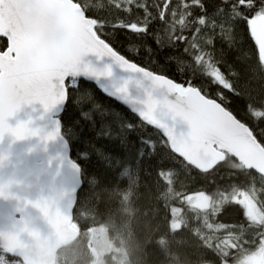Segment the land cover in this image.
<instances>
[{
    "label": "trees",
    "instance_id": "16d2710c",
    "mask_svg": "<svg viewBox=\"0 0 264 264\" xmlns=\"http://www.w3.org/2000/svg\"><path fill=\"white\" fill-rule=\"evenodd\" d=\"M214 6L215 0H208L210 11ZM234 27V43L217 37L214 54L225 73H239L234 89L237 95L209 86L199 75L193 77L183 45L160 46L151 34L133 35L107 26L102 38L116 53L154 74L201 87L209 98L250 127L264 145V124L253 123L245 112L249 100L264 103V71L257 63L256 45L246 23L242 20ZM6 44L0 38V50ZM245 82L247 88L243 87ZM59 121L70 157L79 167L81 187L72 211L79 236L58 251L56 264H87L84 242L88 233L98 228L105 229L115 247L124 249L127 264H245L258 252V234L264 231V224L234 228L246 223L241 208L235 204L224 208L225 201L215 196V191L219 184L228 183L219 179L221 175H233L241 187L252 179L264 186V177L246 170L228 154L212 172L201 174L174 155L158 131L103 96L93 84L81 80L70 81ZM199 191L214 195L208 206L187 205L185 198ZM221 208L222 213L216 217ZM173 209L179 210L175 228ZM220 223L233 228L221 229ZM238 250L242 254L235 259ZM0 264L22 263L0 254Z\"/></svg>",
    "mask_w": 264,
    "mask_h": 264
},
{
    "label": "snow or ice",
    "instance_id": "6c2138e0",
    "mask_svg": "<svg viewBox=\"0 0 264 264\" xmlns=\"http://www.w3.org/2000/svg\"><path fill=\"white\" fill-rule=\"evenodd\" d=\"M90 11L91 16L87 15ZM242 20L256 45L257 63L264 71V0H215L211 11L208 0H0V37L7 38L6 46L0 50V139L5 134L17 138L32 134L24 124L12 127L10 118L24 105L39 102L48 109L65 100L71 78L81 70L84 56L90 53L98 57L113 55L126 68L143 71L156 84L176 94L175 102L165 99L160 111L166 110L173 120L178 117L187 122L186 135L177 134L174 126L156 118L158 101H148L146 118L163 129L171 149L183 158L185 165L194 166L207 175L217 164L206 166L200 148L202 145L214 148L221 142L214 123L222 111H231L191 82L178 84L129 62L102 37L107 26L133 35L151 34L160 46L183 45V54L191 61L193 77L199 75L209 86L237 95L234 89L239 73L222 70L215 58L214 43L217 37L230 45L234 43V26ZM243 87L247 88L248 83ZM245 112L253 123L264 124V103L253 104L249 100L245 102ZM248 131L253 132L250 127ZM219 179L228 183L219 184L215 196L225 201L224 208L230 204L239 206L246 222L234 228L264 224V208L261 207L264 186H258L252 179L246 187H241L231 174L221 175ZM8 187L10 185L0 184V197L6 195ZM190 195L205 201L214 196L205 191ZM35 206L48 211L43 201H37ZM222 211L223 208L215 216ZM219 227L233 228L223 223ZM258 235V253L264 260V231ZM241 254L238 250L234 258L238 259ZM249 260L250 264H260L256 257Z\"/></svg>",
    "mask_w": 264,
    "mask_h": 264
},
{
    "label": "water",
    "instance_id": "95a60500",
    "mask_svg": "<svg viewBox=\"0 0 264 264\" xmlns=\"http://www.w3.org/2000/svg\"><path fill=\"white\" fill-rule=\"evenodd\" d=\"M80 69L71 81L93 84L103 96L158 131L171 152L183 160L171 149L163 129L145 115L148 101H158L156 118L174 126L177 134L186 135L187 122L178 117L173 120L166 110L160 111L165 99L175 102V93L156 84L143 71L126 68L113 55L87 54ZM66 100L48 109L39 102L22 106L9 124L12 127L24 124L32 134L24 138L5 134L0 139V184L10 185L5 189L6 195L0 197V254L16 258L22 264H56L58 251L79 236L72 222V211L81 187L80 170L70 157L59 121ZM246 126L228 111L218 114L214 128L221 142L214 148L201 146L202 162L206 166L218 165L228 154L246 170L264 177V148ZM37 201H43L48 211L36 207Z\"/></svg>",
    "mask_w": 264,
    "mask_h": 264
},
{
    "label": "rangeland",
    "instance_id": "374dc122",
    "mask_svg": "<svg viewBox=\"0 0 264 264\" xmlns=\"http://www.w3.org/2000/svg\"><path fill=\"white\" fill-rule=\"evenodd\" d=\"M124 198L128 199V194H124ZM185 202L187 205L198 208H205L209 204V201H205L204 198L191 195L185 198ZM172 217V226L175 228L178 226V209L172 210ZM84 243L87 244L88 249L84 250L86 251L87 264H127L126 252L123 248H117L112 244L103 228L91 230ZM80 247L83 248L81 245ZM250 257H256L257 260H260V264L264 262L258 252ZM250 257L245 260V264H250Z\"/></svg>",
    "mask_w": 264,
    "mask_h": 264
}]
</instances>
